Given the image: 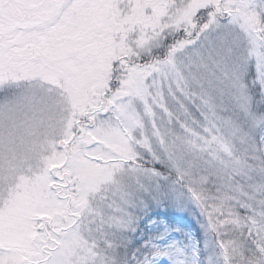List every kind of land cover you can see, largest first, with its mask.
Masks as SVG:
<instances>
[{
  "label": "snow or ice",
  "instance_id": "obj_1",
  "mask_svg": "<svg viewBox=\"0 0 264 264\" xmlns=\"http://www.w3.org/2000/svg\"><path fill=\"white\" fill-rule=\"evenodd\" d=\"M0 264H264V0H0Z\"/></svg>",
  "mask_w": 264,
  "mask_h": 264
}]
</instances>
